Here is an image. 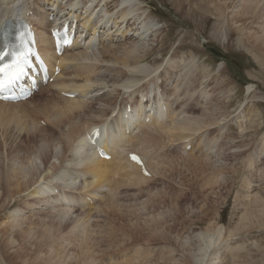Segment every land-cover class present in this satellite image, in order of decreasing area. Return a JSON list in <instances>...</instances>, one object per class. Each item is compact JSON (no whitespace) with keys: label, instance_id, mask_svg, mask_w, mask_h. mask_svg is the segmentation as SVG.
Masks as SVG:
<instances>
[{"label":"rangeland","instance_id":"obj_1","mask_svg":"<svg viewBox=\"0 0 264 264\" xmlns=\"http://www.w3.org/2000/svg\"><path fill=\"white\" fill-rule=\"evenodd\" d=\"M31 1L30 5L32 6L34 0ZM78 1L81 0H77V2ZM137 1L139 0H134V3H138ZM140 1L142 15H144V13L145 15L150 13L151 18L149 20L150 25H148L150 32L147 33L145 39L139 42V44H144V46L147 45L149 48H152L147 56L148 59L146 62L151 65L159 64L160 66L159 71L156 72L155 75L153 74L157 86H164V83L162 84L164 81L161 77H163V71H166L168 68L166 64L170 58L178 61L186 60V63L189 61L191 62L192 59V66L187 69L189 73L186 78L188 77L194 80V86L198 84L197 82H201V80L198 79V81L196 78L202 75V68L208 71L210 77L214 78L210 80V77L207 78L208 76H206L203 79L202 86H200L199 89L197 88L194 92H192L191 89L193 85L189 86L190 88L187 89L188 86L184 83L187 79L184 78V82L180 89L175 90V93L177 92L176 94H179V100L181 101L177 100L175 102L172 100L173 97L168 95L174 92L173 89H170V91L173 90V92L166 91V96L162 97L161 94H159V98L169 99L170 103L167 107L172 109V115L176 116L178 119L180 117L184 119L185 117L187 119L194 118L195 114L192 115V111L194 110L198 112L196 116L199 114V116H201V112H203L201 110L206 108L204 110L206 112H203V114L206 113V115H209L212 113L211 118H218L219 123L211 125L212 127L209 125L210 127L203 128L201 132L190 134V137L187 139L188 142L191 143V148L188 151H185L183 147L185 140L168 143V140H166L160 132H155L153 128L152 130H148V133H151L150 136L157 139L154 142V146L151 144V146L147 145V152L149 153L148 158L153 165L152 170L157 169L153 170L155 174H152L155 180L150 181L148 185H143L140 191L137 187L129 188L124 186L116 192L114 200H118V206H120V211H118L116 215L121 212V220H119V218L117 220L114 219L113 207V210L105 207V197L102 201L100 200V204L94 202L95 206L100 208H98L99 210L96 208H93V210L85 208V210L88 209L85 211L81 210L79 207L74 208L72 213L73 216L71 215L73 218L74 216H82V214L86 212L90 213L91 217L87 220V224H85L87 227H85V229L89 232L94 228L93 236L99 243L98 249L94 247V264H179L182 262V256L187 255V253L180 247L177 248L176 242H178V239H174L178 238L177 235L182 234L183 238L191 233L190 236L192 237V234H195L193 232L205 228L214 218H216L220 226L227 228L230 224L232 225L235 223L238 217L246 211L248 207L256 205V211H261L264 208V149H261V139L264 136V50L255 48L254 43H248L247 41L249 39L244 34H240L239 31L236 30L235 25H232L228 21L229 13L234 10L233 4L234 6L237 5V3L239 4L240 0H233L232 5L229 1L228 4L230 8L225 11V16L222 17L218 15L211 4L204 0ZM261 3L259 2L258 4L259 10H257V12L260 11L263 4ZM137 5L138 4H136V6ZM22 6L25 5L23 4ZM45 7L47 8L46 3ZM77 12H80V10ZM77 12L76 14H78ZM65 13L66 11L64 14ZM253 27L257 28V25H253ZM143 28L144 26L141 27L142 31L145 30ZM157 29L160 34L149 40L148 36L151 31ZM130 33L128 36L132 35ZM117 35H119L118 39L114 36V40H119L120 33ZM135 37L137 36L135 35ZM117 43L118 42H116V44ZM97 44L98 42L96 45ZM96 47L99 48L98 45ZM68 64L73 65V63ZM65 73L66 75L67 73H71V68L69 66ZM66 75H64V80L67 79ZM68 78L72 79V76H68ZM73 80L79 82L78 84H82L80 82L81 79L74 78ZM216 80H219L217 81L218 83L215 82ZM151 81L152 78L148 77L146 80H142V82L137 84V86L134 87L135 89L123 90V88L117 86L106 89V94L103 93L102 95L106 96L109 94L110 96L107 100L109 101L108 104L107 101L104 103L106 105L105 108L108 107L107 111H111L112 113L114 111L117 112L118 108H121L126 103L135 102L134 97H140L138 94L141 91L143 93H145V91L147 92ZM210 82H212L213 85L206 88L209 91V95L201 99L199 90L204 89L203 87ZM166 85L167 88H172V83H167ZM44 90L40 91L42 93L41 95L38 93L35 98L32 99L31 105H28L26 107L27 109L32 105H36L37 107L42 106L41 104L45 99V94H43ZM157 90L162 91L160 88ZM55 91V89H52V91L49 89L46 93L48 95L58 94ZM186 92H188V94H186ZM227 92L229 93L227 94ZM156 95L157 94H155V97H157ZM215 98H218L221 102V104L219 101V104L217 103L218 109H216L217 107H213L215 104L213 99ZM57 102L63 105L62 101L57 100ZM182 102L183 104H181ZM222 102L226 104H222ZM101 103L103 104V102ZM179 103L180 106H178ZM191 105H194V107ZM97 107H99V104L92 107L95 109L83 108V112L80 111L79 114L81 116L86 115V117L90 118V115L94 114V110H99ZM115 108L117 110H115ZM242 113L245 115L247 114V118L240 121L237 117ZM109 115L97 118L95 122L105 120ZM38 117L39 119H45L47 121L46 117L42 115ZM82 123L83 122H80L77 127L80 128ZM167 123L169 125V121H167ZM66 124L68 125L69 123L67 122ZM67 125H63L60 129L52 127L49 122H47L46 127L40 126L47 130L46 136L44 134L42 136L46 137L47 142H50V140L54 138L55 149L59 152L56 153L58 156H55L54 152L56 151L51 148V151L46 152L45 150V153L43 152L41 154L48 155L47 158L49 162L56 163V166L60 164L62 159L68 156L65 138L61 135L66 131ZM9 130L10 129H8V133L10 132ZM139 133V131L136 132V135L138 136ZM9 134L10 138L8 142L11 140L15 141V139L16 142H18L22 136L15 131ZM18 135L19 138H17ZM159 135H161V137ZM212 138H215V141ZM228 138L231 139L230 142H227ZM210 140V145L212 144L211 146H213V149L207 151V144ZM198 143L200 144L199 146H197ZM32 145L33 144L30 142V148ZM43 147L46 149L47 146ZM193 148L195 149L192 150ZM31 149L34 150L36 147L33 146ZM152 151L154 152L152 153ZM155 152L160 157L158 156L155 160H152L156 157ZM235 152L238 156L229 157L232 153L236 154ZM187 156L191 157V159ZM194 159L195 161H193ZM41 160L42 158H38L37 160L40 163L38 171H42L43 169ZM27 166L33 169L30 175L35 174L38 176L34 164L30 165L28 163ZM36 167H38V164ZM187 167L188 169H186ZM198 167H200L201 170L198 169ZM72 169H74V167H72ZM76 171L80 172L79 169H76ZM213 172L218 173L216 179L220 184H209L208 176ZM35 175L32 177L36 178ZM115 177L120 179L117 175L114 176V179H116ZM78 178L79 179L76 180L77 188L75 187V190L71 191L74 195L78 194L81 184L83 183L81 182V176ZM247 182H250L249 185ZM108 191L110 192V186L105 188L103 194H109ZM179 191H181L180 193H189L185 201L182 200L179 202V199L178 201L175 200L176 197L174 198V196L180 194ZM29 193L30 189L25 193L15 195L12 198V203L17 201L19 203L18 206L0 212V233H5L4 230H6V226L15 222L13 218H17V221L22 222L19 227L21 229L25 230L36 225L37 229L34 231L36 234L32 236L33 233H31L28 238L21 237V239L19 238V240H21L20 244L15 242L10 245H8L7 239L4 237L5 235L2 234L1 236L0 234V254L4 251L12 254L19 245L34 251V249H36L34 244L38 241L41 242L40 244L43 242L46 244L38 247L40 252L33 255L32 259L27 264H49V262L58 261V258H56L54 254H50L45 246L48 243H54L58 240L62 246L66 245L67 242L64 243L63 239L70 231V227L66 228L64 232L60 229H58V231L52 230L54 236L51 237L47 235V238L44 239V236H42L44 227L49 225H52L54 228L57 227L56 220L50 215L54 212L52 209H48L47 206L39 204L41 202L37 199H28L27 195ZM253 197L259 198L260 201L263 202L262 206L253 203ZM82 199L83 201L81 202L87 201L84 197L80 200ZM81 202L78 203L79 206H81ZM24 203L29 205L28 209H24L23 214L20 213V215H16L15 212L18 213V209H21ZM8 216L11 217L10 221L6 218ZM154 219L158 221V224L161 223L160 225L163 226V233L155 231ZM42 221L45 222V225H42ZM172 225L174 228L171 231L170 228L173 227ZM156 228H159V226ZM154 232H156V235ZM146 236L150 239L148 242L143 240ZM136 237L137 239L133 242L132 238ZM77 238L78 240L82 239L79 235H77ZM76 243H78V241L76 242L75 240L73 246H67L69 251L66 250L67 248L64 249L65 247H58L60 251H63L61 253L63 256L61 261L64 264H84L85 258L81 254L79 247L76 246ZM91 243V246H95L93 243L96 242H92L91 240ZM231 243H233L234 246L235 244L236 246L242 245L241 247L243 248L240 255L242 259L239 258L238 262L235 259L236 264H264V225L260 228L256 225V227L248 230V232L244 233L243 231L239 233L231 239ZM242 243H244V245ZM174 247L176 250H173V253L169 256L168 250ZM137 249H140L137 260H132L131 257L133 256V252L137 251ZM64 250L66 252H64ZM180 250H182V252H180ZM145 252L147 255L144 254ZM222 255L221 262L217 264H232L230 255L226 250ZM17 260L18 259L15 261L16 264H22L20 260ZM0 264H2L1 259Z\"/></svg>","mask_w":264,"mask_h":264},{"label":"bare ground","instance_id":"obj_2","mask_svg":"<svg viewBox=\"0 0 264 264\" xmlns=\"http://www.w3.org/2000/svg\"><path fill=\"white\" fill-rule=\"evenodd\" d=\"M204 1L211 4V6L217 11L218 15L221 17L225 16V11L230 8L228 4L229 1L231 2V5L233 4V0ZM31 2V0H0V6H3L0 8V23L4 21L5 17L14 14V12L16 11V4L19 3L21 6L23 4L30 5ZM137 2L138 3L136 4L138 5L136 6L134 0H81L78 2L77 0L33 1L32 9L37 11L35 19L39 28V30H37V35L39 36V40L42 44H47L45 40V32L47 31L48 24L47 22H45V19L43 17H37L38 12L40 11H43L45 15H48L51 11H55L59 16H66V14H68L70 11H73V14H75L77 17V19L75 20L77 21L78 27H80V31H84L88 34L90 33V37L92 33H98L99 30L101 31V36L100 34H98V39L95 43H93L92 41H89L87 43V51L79 50L75 53L67 52L63 54V57L59 59L61 61L60 67L62 69V72L54 80V83L49 86L51 89H55V92H57L58 94L48 95L46 93L47 90L45 89L43 91V94H45V99L43 98L44 102L41 104L42 106L37 107L36 105H32L30 106L31 111L26 109L27 105H31V101L35 98L36 95L31 97L29 101L21 103L12 104L0 102V212L4 210H9L11 208L13 209L14 207L18 206L19 203L17 201H14L12 203V198L15 195L25 193L30 189V193L27 195L28 199H37L41 202L39 204H41L42 206H47L48 209H52V211L54 212L50 215H52L56 220L57 227L54 228L52 225L44 227L42 233L44 239L47 238V235H50L51 237L54 236L53 231H58V229H60L64 232L66 228L70 227V231L63 239L64 243L67 242L66 245L62 246L60 241L58 240L54 243H48L45 246L47 247V250L50 252V254H54L55 257L58 258V261L49 262V264H64L61 261V258L63 257L61 253L63 251H60L59 248L65 247L64 249H66L67 246H73L75 240L76 242L78 241L79 244L76 243V246L79 247L81 254L85 258L84 264H94V247L98 249L97 247L99 246V243L97 239L93 236L94 228L89 232L87 229H85V227H87L85 224H87V220L91 217L90 213L86 212L82 214V216H74L73 218L72 213L74 208L79 207L81 210H85V208H88L90 210H93V208L98 209L99 207L95 206L94 202L97 203L99 200H102L105 197V207H107V209H112L113 207L114 210H112L114 213V219L117 220L119 218V220H121V212L116 215V213L120 211V206H118L117 202L118 200H114L116 192L124 186L129 188L137 187L140 191L143 185H148L150 181L155 180L152 177V174L155 172H153V170L157 169L152 170L153 165L151 163V160L148 158V146L141 143L139 137L136 135V132H148V130H152L153 128L155 132H160V134H162L166 138V140H168V143L181 142L185 140V146L188 144L187 138L190 137V134H194L195 132H201L203 128L208 127L209 125L211 126L213 124L219 123L218 118H211L212 113L209 115H206V113L203 114V112H206L204 111L206 109L205 106V109L203 108L204 110H201L203 111L201 112V116H199L200 114L196 116V113L198 112L194 110L192 111V115L195 114L194 118L187 119L185 117L184 119L180 117L178 119L176 116L172 115V109L167 107L170 103L168 98H159V94L156 95V98H154V96L151 99L150 95L149 97H147L148 93L152 94L153 90L155 91L160 88L162 89V91H160L162 97L166 96V91L173 92L174 90L173 93L168 95L172 96V100L175 102L179 100L180 96L179 94H176L177 92L175 93V90H179L181 85L183 84L184 78H186L187 74L189 73L187 69L192 66V59L191 62L189 61L186 63V60L178 61L170 58L166 64L168 68L166 71H163L164 74L163 77H161V79L164 81L162 82V84L164 83V86H157L156 79L154 80L153 76L156 74V72L159 71L160 66L159 64L151 65L146 62V60L148 59L147 56L149 55V52L152 48H149V46L147 45L144 46V44H139V42L145 39L147 33L150 32V28L148 27V25H150L149 20L151 18V15L150 13L146 15L144 13V15H142V7L140 6L141 1L139 0ZM259 2H262L263 4L261 3L262 6L260 8V11L257 12V10H259ZM45 3L47 7L49 6L52 9L51 11L48 12L45 10ZM233 9L234 10L231 11L228 15V21L232 25H235L236 30H238L240 34H244L249 39L247 41L248 43H254L255 48L264 50V0H240L239 4L237 3V5L235 6L233 4ZM78 10H80V12H77ZM65 11L66 14H64ZM76 12L78 14H76ZM94 13L95 16H93ZM85 18H88L90 22L84 20ZM53 19L55 22L57 20H60L59 17H53ZM93 19H95V21L97 22L96 25L91 22ZM253 25H257V28H254ZM142 26H144V31H142L141 29ZM119 33L120 38L119 40H117L119 36L117 34ZM129 33L132 35L128 36ZM159 34L160 32L158 29L155 31H151L148 38L150 40V38L156 37ZM135 35L137 37H135ZM114 36H116L117 39L114 40ZM97 42L99 48L95 49V47L97 46ZM116 42L118 43L116 44ZM46 57L48 58L51 65L57 59L50 52L46 53ZM68 63H73V65L70 66L71 73H67L66 75L65 71L69 66ZM201 71L202 75L200 77L198 75L199 78H196L197 80H201V82L198 80L199 82H197L198 84H196L195 86V81L188 77L186 78V82H184L188 86L187 89L190 88L189 86L193 85L191 88L192 92L202 86L203 79L206 76H208L207 78L210 77L208 75L207 70L202 68ZM64 75H66V77L72 76V79H65V81L63 79ZM148 77L152 78V81L149 83L150 85L147 92H139L138 95L140 96V99H143L145 97V99H148V103L150 105H154L156 103L155 99L161 100L165 104L166 112H163L160 108H158L156 114L152 116L151 121L147 123V125L152 126H145L146 123L144 118L147 115V110L151 107L146 106L145 102L140 101L139 103L133 105V109L130 113L124 112L125 105H123L121 108L119 107L118 110L115 108V110H117V112H120V114H117L115 118L111 120V124L107 126V128L106 126L105 128H102L100 138L102 142L101 146H103V148L107 152H109L111 156L109 162H106L97 155L95 147L90 143L91 140L85 138V133L89 132L90 128L96 127L98 125L102 126L101 123L104 120H101L100 122H95V119L103 117L104 115L107 116L111 113V111H107L108 107L105 108L106 105L104 104L109 99V91L107 92L108 95L106 96L102 94L106 92V89L115 86L121 87L123 88V90L135 89L134 87L137 86V84L142 82V80H146V78ZM74 78L81 79L80 82L82 84H78L79 82L74 81ZM213 79V77H210V80ZM217 81L219 80H216L215 82ZM167 83H172V88H167ZM211 85H213L212 82L207 83V85L203 87L204 89L199 90L201 99L202 97L205 98L209 95V91L206 88ZM170 89L173 90L170 91ZM62 91L67 93L77 92L79 96L72 100L65 99L59 96V93ZM228 93L229 92H227V94ZM41 94L42 93L39 92V95ZM186 94H188V92H186ZM83 98L87 99L88 103L81 101V99ZM57 100L62 101L63 105L58 104ZM213 101L215 103H213V107H217V103L219 101L218 98L213 99ZM101 102H103V104ZM108 102L109 101H107V104ZM223 103L225 102H222V104ZM98 104L99 107L97 108H99V110H94V114L92 113L93 115H90V118L86 117V115L81 116L79 114L80 111L84 110L83 108L95 109L92 107ZM181 104H183V102ZM178 106H180V103L178 104ZM191 106L194 107V105ZM216 109H218V107ZM123 113H125L124 116ZM41 115L46 117L47 122H49L50 125H52V127L56 129H60L63 125H67V122L69 123L67 125L66 131L61 134L65 138L64 140L66 143L65 145L68 152V156L62 159L60 164H58L57 166L56 163L49 162L47 158L48 155L41 154L43 152L45 153V150L46 152L51 151V148L56 151L54 138L51 140L49 139L50 142H47V139L45 137L47 134V130L38 126L35 123L36 117ZM246 115L242 113L237 117V119L243 121L247 118ZM167 121H169V125ZM80 122L83 123L81 124V127L78 128L77 125ZM8 129H10L9 131L11 132V134L12 131H15L20 136L22 135L20 138L21 140L19 139L18 142H16L15 139V141L11 140L13 142H8L10 138V132L8 133ZM43 134L45 136H42ZM19 135L17 136V138H19ZM159 136L161 137V135ZM230 141L231 139L228 138L227 142ZM30 142L31 144H33L32 147L34 146L36 147V149L33 150L31 149L32 147L30 148ZM98 143L99 142L97 141L94 144L96 145ZM210 143L211 140L207 144V151H211L213 149V146H211L212 144L210 145ZM261 143V149H264V136L261 139ZM199 145L200 144L198 143L197 146ZM43 146H47L46 149ZM131 149L137 152L142 157V159L147 165V169L151 175V178L144 177L143 175H141L139 167L127 161L126 153ZM194 149L195 148H193L192 150ZM153 152L154 151H152V153ZM56 153L59 152H54L55 156H58L56 155ZM233 154L234 153H232V155H229V157L238 156L237 153L234 155ZM155 156L156 157L152 160H155L159 155L155 152ZM38 158H42V171H38L40 167V163L37 161ZM189 158L191 159V157ZM193 161H195V159ZM28 163L30 165L34 164L38 176H36L35 174L30 175L33 169L27 166ZM37 164L38 167H36ZM72 167H74V169H72ZM76 169H79L80 172L76 171ZM186 169H188V167ZM198 169H200V167H198ZM34 175L36 176V178L32 177ZM116 175L120 179H117L116 177L115 178L117 180L114 179V176ZM217 175V172H213L210 174V176H208L209 184L218 183L216 179ZM80 176L82 178L81 182L83 183L81 184L78 194L74 195L71 193V191L75 190L76 180H78V177ZM249 183L250 182H247L248 185ZM109 186V194H103L105 188ZM54 189L57 190L56 194H54ZM180 192L181 191H179V193ZM188 195V192H183L178 194L177 196H174V198L176 197L175 200L178 201L179 199V202H181L182 200L185 201ZM82 197L91 200V203L87 201L81 202L83 201V199L80 200ZM80 202L81 206L78 205V203ZM253 203H257L259 206H262L263 204V202H261L260 199L257 197H253ZM28 207L29 205L27 203H24V206L21 209L19 208L18 213L15 212V214H23L24 209H28ZM256 207V205L248 207V209L238 217V220L232 225L230 224L227 228H224V226H220L216 218H214L213 220H211V222H209V224L205 228L199 231L197 230V232H193L195 234H192V237L190 236L191 233L187 234L188 232L186 233L187 235L183 238L182 234L177 235L178 238H174L176 240L178 239V242H176L177 248L180 247L187 253V255L182 256V262L179 264H217L218 262H221V255L224 253L225 250L229 253L230 259L232 260V264H236L235 259L237 260V262L239 261L243 248L241 247V244H238L241 246H236V244L234 246L233 243H231V239L243 231L244 233L248 232V230L256 227V225L258 226V228L264 225V208L261 211H256ZM6 218L9 221L11 220L10 216ZM13 221L15 222L6 226V230H4L5 233H0L1 236L2 234L5 235L4 237H6L8 245L14 244L15 242L17 244H20L21 240H19V238H28L31 233H33L32 236H35L34 234H36V232L34 231L37 229L36 225L24 230L19 228L22 222L17 221V218H13ZM153 222L155 223V231L163 233L164 228L162 225H160L161 223L159 222L160 224H158V221H156L155 219L153 220ZM42 225H45L44 221H42ZM158 226L159 228H156ZM173 228L174 226L171 227L170 230L172 231ZM156 232H154L155 235ZM77 235H79V237H81L82 239L78 240ZM136 239L137 237L132 238V241L134 242ZM91 240L92 242H96L93 243L95 246H91ZM143 240L148 242L150 239H148V236H146L145 238H143ZM40 243L41 242L37 241L34 244V247L36 248L34 249V251H31L30 248H25L24 246L19 245L16 251L12 254L7 253L6 251L1 252L0 259L2 264H8V261L9 264H16V259L20 260L22 264L29 263L33 255H35L37 252H40L38 247L46 244L44 242L42 244ZM242 244L244 245V243ZM66 250H68V248ZM139 250L137 249V251L133 252V256L131 257L132 260H137ZM173 250H176V248L174 247L168 250L169 256L171 253H173ZM182 250H180V252H182ZM64 252L66 251L64 250ZM144 254H146V252Z\"/></svg>","mask_w":264,"mask_h":264},{"label":"snow or ice","instance_id":"obj_3","mask_svg":"<svg viewBox=\"0 0 264 264\" xmlns=\"http://www.w3.org/2000/svg\"><path fill=\"white\" fill-rule=\"evenodd\" d=\"M8 51L0 52V60L9 55ZM30 48L21 47L18 51L11 53L12 59L8 64L0 65V92L11 87L21 79L24 69L29 65V57L32 55ZM131 159L140 163L136 156Z\"/></svg>","mask_w":264,"mask_h":264}]
</instances>
